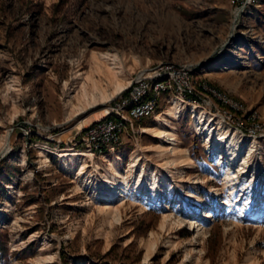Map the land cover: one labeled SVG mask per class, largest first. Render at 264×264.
<instances>
[{"label": "rangeland", "instance_id": "rangeland-1", "mask_svg": "<svg viewBox=\"0 0 264 264\" xmlns=\"http://www.w3.org/2000/svg\"><path fill=\"white\" fill-rule=\"evenodd\" d=\"M235 11L231 0H0V264H264V220L255 215L264 211V137L241 136L207 104L167 96L139 125L156 127L157 117L178 105L167 131L191 162L187 170L168 166L177 157L172 145L141 129L105 156L72 140L84 128L77 130L78 122L103 107L102 96L161 64H191L194 80L263 120L264 0L246 8L241 24ZM193 106L222 119L225 136L234 131L235 159L223 142L211 147L219 125L211 123L209 136ZM248 140L256 143L250 156ZM49 148L89 152L80 156L85 174L77 175L80 161L71 167L70 157L60 162ZM135 158L132 174L142 168V181L149 166L157 168L155 196L150 190L104 194L103 178L122 186ZM110 162H118L119 177ZM229 167L240 169L234 193L249 204L244 217L226 210ZM169 168L174 174L163 180L160 173L168 175ZM194 178L195 195L185 201ZM162 181L173 188L172 199ZM197 197L205 204L195 215Z\"/></svg>", "mask_w": 264, "mask_h": 264}, {"label": "built area", "instance_id": "built-area-1", "mask_svg": "<svg viewBox=\"0 0 264 264\" xmlns=\"http://www.w3.org/2000/svg\"><path fill=\"white\" fill-rule=\"evenodd\" d=\"M256 1L231 0L239 24L246 8ZM192 67L161 64L150 69L151 73L139 74L119 100L109 105L106 116L75 132L72 137L75 145L85 147L98 156L115 152L125 139L130 141L135 134L141 133L139 123L153 118L167 102V96L180 97L198 105L207 104L241 136L264 137V119L261 120L255 112L246 115L242 106L232 102L227 94L205 81L194 80ZM30 134V130L24 132V135Z\"/></svg>", "mask_w": 264, "mask_h": 264}, {"label": "bare ground", "instance_id": "bare-ground-1", "mask_svg": "<svg viewBox=\"0 0 264 264\" xmlns=\"http://www.w3.org/2000/svg\"><path fill=\"white\" fill-rule=\"evenodd\" d=\"M225 49L221 50V54L224 52ZM220 54V55H221ZM109 57V56H108ZM107 56H104V58L108 59ZM115 60V58H113V61ZM112 64V63H111ZM116 64V63H115ZM193 64V63H192ZM114 65V63H113ZM191 65V64H190ZM188 65L189 67H192ZM112 68H117V66H112ZM116 70V69H115ZM143 71V70H142ZM150 70H147V72H149ZM146 72V71H144ZM141 72V73H144ZM151 73V72H149ZM111 77V76H110ZM113 77V75H112ZM132 82L128 81L126 86H118L116 87V93L114 95H112L110 98H107L105 96H102V98L106 99L102 104L103 107L96 110L95 112L85 116L83 119H81L78 124L76 125L77 130L80 129L81 127H86L87 125L91 124V122H94L96 120H100L102 119L104 116H106L109 113V108L106 105L108 102H110L115 96H117L118 94H120L127 86L129 87L131 85ZM100 93H102L100 91ZM103 94V93H102ZM100 96V95H99ZM98 98V96H97ZM85 99V98H84ZM94 99V98H93ZM172 103H176L175 100L172 101ZM178 105H173V106H169L167 107L162 114H160L158 118V123L156 125V127L154 128H142V131H148L149 134L155 135L157 138H159L161 140V142L164 140L165 142H167L168 144H171L172 146L169 147L170 152L173 155H177V157L175 159L169 160L167 161V165L168 166H172L171 168H176V167H185L186 170L188 167H190L191 162L185 157L184 152L182 150L179 149V147L176 145V143L178 142V138L176 134H170L167 131V127L170 125V121H171V117H178ZM191 111L193 113V115L196 117L197 120V125H200L201 128H203L204 130L207 131L208 135L211 136L213 138L214 134H212L214 132V129L211 126V123L213 124H218L219 125V129L221 131H218L216 133V143L211 145V147L213 146L214 148H218L217 144L218 142H223L225 145V148H227L230 151V157H232L231 159H235L237 156V144L236 143V138L234 137V131L231 130V133L228 136H225L223 134L224 131H226V129H229V127L227 125H225V123H223L220 119L216 120L214 119V115H209L207 116L204 112H200L197 111V109L193 106L191 108ZM76 115H79V113H77ZM75 115V116H76ZM216 118V117H215ZM68 123V122H67ZM208 123V124H206ZM66 124V123H65ZM236 132V131H235ZM66 136V135H64ZM247 147H246V153L247 155L250 156V154L253 152V150L256 147V143L253 140H248L247 141ZM159 146H163L162 144ZM221 148V147H220ZM50 153L53 154H60V162L65 163V161L67 160V157H70V163L69 165L71 167H73L74 164V160L77 159L78 161L81 162L80 166L81 169L78 171V176H83L85 174L84 171V166H83V158L82 157H87L90 156L89 152H83V153H77V152H73L70 153V149H64V150H60V149H52L49 148L47 149ZM223 151V149H221ZM135 151H133L134 153ZM82 156V157H80ZM118 160H120V157H117ZM216 163H221V156L218 155L215 158ZM247 162L245 160H243L240 164V166H244ZM139 165V160L138 158L133 159L129 169L127 170V175H125L124 177H122L124 179L122 186L120 185V187L118 186V184L113 183L111 179H109L108 177H104L103 178V183L105 185L108 186V190H104V194H106L108 197H117L120 196L119 195V191L123 192V194L125 193H134V192H144V191H148L150 190L151 192L148 193V195L151 196H155L154 192L160 190L159 187V182H158V177H157V168L155 166H149L148 167V172L150 173V177H148V181H142V179L140 180V178L143 176V172H142V168H140V172L138 173L137 176H133L132 172H133V168L137 167ZM229 166V164H227ZM109 169L113 171V174L117 177L120 176V169L118 166V162H110L109 163ZM169 168L168 169V175L167 174H162L160 173V177L164 180L167 178V176H173L174 171ZM240 169L237 170H231V167H229V169L225 172L224 174V195L223 198L226 201V210L228 212H238V214L240 215V217H244L245 216V211L248 210L249 208V204L247 205L245 203V201H242V197L244 194H242L241 198H239L237 196L236 193H234V189L235 187V180L237 178L235 174V172H239ZM255 172H257L255 170ZM142 173V174H141ZM135 174V173H134ZM182 175V174H181ZM180 175V176H181ZM132 176L134 178V183L133 184H129V177ZM183 177V176H182ZM190 179V178H189ZM188 179V181H189ZM191 180V179H190ZM193 183H192V187L190 189H186L183 191V197L185 199V201H189L191 198H193V196L195 195V192L193 191L194 189V185L197 184L198 182L196 181V178L193 179ZM163 183V189L166 190V194L168 196V198L172 199V189L168 190V186L166 187L164 183V181H162ZM243 188V186H242ZM214 191V189H212ZM107 191V192H106ZM113 192V193H111ZM118 192V193H117ZM120 192V193H121ZM215 193L217 195H219V193L217 191H215ZM154 194V195H153ZM124 196V195H123ZM145 198L147 196V193L144 194ZM148 199V198H147ZM264 199V198H263ZM150 200V199H148ZM262 201V200H261ZM264 203V202H262ZM105 204V203H104ZM205 204L203 198L201 197H197L195 201L192 202V212H194L195 215H198V213H201V210L203 209L202 206ZM107 205V203L105 204ZM121 206V205H120ZM206 206V205H205ZM109 209H112V206H108ZM115 208V207H114ZM256 220L258 218H262V220H264V211L260 210L255 214ZM193 223L195 222L194 220H192ZM181 225V223H180ZM183 227L180 226V229H182Z\"/></svg>", "mask_w": 264, "mask_h": 264}, {"label": "water", "instance_id": "water-1", "mask_svg": "<svg viewBox=\"0 0 264 264\" xmlns=\"http://www.w3.org/2000/svg\"><path fill=\"white\" fill-rule=\"evenodd\" d=\"M232 26H233V29H232V32H231V35H232L231 37H233V32H234V29H235V23H233Z\"/></svg>", "mask_w": 264, "mask_h": 264}, {"label": "trees", "instance_id": "trees-1", "mask_svg": "<svg viewBox=\"0 0 264 264\" xmlns=\"http://www.w3.org/2000/svg\"><path fill=\"white\" fill-rule=\"evenodd\" d=\"M145 120V119H144ZM142 122V121H141Z\"/></svg>", "mask_w": 264, "mask_h": 264}]
</instances>
